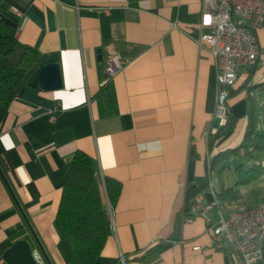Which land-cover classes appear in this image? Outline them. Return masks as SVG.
I'll list each match as a JSON object with an SVG mask.
<instances>
[{
    "label": "crops",
    "instance_id": "crops-1",
    "mask_svg": "<svg viewBox=\"0 0 264 264\" xmlns=\"http://www.w3.org/2000/svg\"><path fill=\"white\" fill-rule=\"evenodd\" d=\"M200 6L201 0H0V14L18 24V40L37 48L43 62L57 61L62 81L51 90L26 85L0 122V264H8L3 251L20 238L33 249L38 239L51 264H67L70 244L55 215L77 149L94 159L101 179L121 183L93 264H241L230 245L209 243L215 205L206 211L210 223L196 215L174 232L188 186L200 188L203 205L216 198L224 216L264 201V149L214 159L243 142L249 105L264 130V22L260 55L238 69L229 124L220 126L214 58L193 40ZM110 48L127 63L107 81L106 93L101 69ZM213 126L219 136L210 148L217 132L208 139L205 133ZM237 162L259 164L258 176L237 183ZM254 264H264V240Z\"/></svg>",
    "mask_w": 264,
    "mask_h": 264
},
{
    "label": "trees",
    "instance_id": "trees-1",
    "mask_svg": "<svg viewBox=\"0 0 264 264\" xmlns=\"http://www.w3.org/2000/svg\"><path fill=\"white\" fill-rule=\"evenodd\" d=\"M17 27L18 24L14 20L0 14V122L10 102L22 94L38 68L45 63L37 48L18 40ZM101 73L103 75L102 69ZM101 88L108 93V82ZM262 108L264 111V102ZM257 112L258 109L253 104L249 105L248 125L243 142L235 148L221 150L215 154V160H227L235 155L264 149V130L258 128L255 117ZM218 136L219 132L209 140L210 148ZM190 150L193 152V147ZM258 165L255 163L247 166L243 162H237L236 182L248 183L254 180L259 173ZM120 191L121 183L118 180L99 177L95 161L90 155L80 149L74 151L62 184L55 215L70 244L67 264H93L98 258L110 233L106 202L108 200L111 206L115 205ZM199 191L200 188L193 185L186 188L183 209L175 220V234L179 231L182 213L188 214L194 195ZM161 246L162 243H158L154 247Z\"/></svg>",
    "mask_w": 264,
    "mask_h": 264
},
{
    "label": "built area",
    "instance_id": "built-area-1",
    "mask_svg": "<svg viewBox=\"0 0 264 264\" xmlns=\"http://www.w3.org/2000/svg\"><path fill=\"white\" fill-rule=\"evenodd\" d=\"M264 22V0H201L199 21L195 27L197 34L193 40L199 48L209 50L216 66V100L213 115L218 124L228 122V98L237 80V71L241 67L251 66L260 55L257 30ZM127 60L121 53L110 48L102 67V83L122 69ZM55 107L49 118L54 117ZM217 126L210 127L205 133H216ZM216 206L219 218L210 223L206 211ZM110 227L112 225V206L107 200ZM224 208L215 198L213 203H201V193L194 195L188 214L182 213L181 221H190L196 215H202L210 223L209 243L217 248L230 245L241 264H254L261 260L264 240V201L253 207L231 210L223 215ZM32 254L38 264H46L39 249L32 248ZM123 260V256L120 257Z\"/></svg>",
    "mask_w": 264,
    "mask_h": 264
},
{
    "label": "water",
    "instance_id": "water-1",
    "mask_svg": "<svg viewBox=\"0 0 264 264\" xmlns=\"http://www.w3.org/2000/svg\"><path fill=\"white\" fill-rule=\"evenodd\" d=\"M100 49H98L99 51ZM100 57V55H98ZM30 86H39L40 88L51 90L61 87V75L59 70V65L57 61L52 60L43 63L34 76L29 81ZM3 179L9 189L12 192V189L3 176ZM13 193V192H12ZM33 235L36 237L35 233L32 231ZM37 244L42 252L47 264H51L49 258L47 257L45 251L43 250L41 244L37 239ZM32 247L29 244L28 240L25 238H20L13 241L10 246H8L3 251V258L6 260L8 264H38L32 254Z\"/></svg>",
    "mask_w": 264,
    "mask_h": 264
},
{
    "label": "rangeland",
    "instance_id": "rangeland-1",
    "mask_svg": "<svg viewBox=\"0 0 264 264\" xmlns=\"http://www.w3.org/2000/svg\"><path fill=\"white\" fill-rule=\"evenodd\" d=\"M243 156H245V155H243ZM227 170H229V168L227 167V168H225V171H227ZM231 170V169H230ZM101 187V186H100ZM253 207V206H252ZM250 208V207H249Z\"/></svg>",
    "mask_w": 264,
    "mask_h": 264
}]
</instances>
